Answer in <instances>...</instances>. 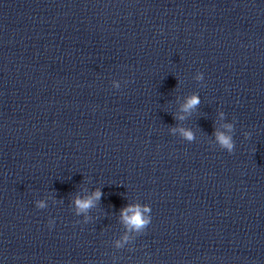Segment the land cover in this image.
Masks as SVG:
<instances>
[{
	"label": "clouds",
	"instance_id": "9594fccd",
	"mask_svg": "<svg viewBox=\"0 0 264 264\" xmlns=\"http://www.w3.org/2000/svg\"><path fill=\"white\" fill-rule=\"evenodd\" d=\"M195 79L197 81H203V73L198 72ZM127 83V81H125ZM112 85L115 89L120 88V83H118L116 80L112 81ZM200 98L198 94H193L190 97L186 99V103L182 105V111L183 112H191L193 109H195L200 104ZM221 118L225 116L224 112L220 113ZM178 119H184V116L176 117ZM225 129H227V134L220 130H214L213 136L215 138V141L220 149L227 151L229 154L234 152L235 149V142L233 140V135L231 134L233 132L234 125L232 123H226L223 126ZM173 132L176 131V129H172ZM180 134L182 137L187 140L188 142H192L195 140L194 134L190 129L180 128L179 129ZM245 138H249L250 133L245 132L244 133ZM103 195L102 191L100 189H96L90 196L87 198H81L76 197L73 200V205L76 210V214H86L90 209L96 206V202H98ZM35 206L37 209H45L48 205L43 200L35 201ZM151 207L147 204H141L137 203L135 205H127L124 208L121 209V220L123 224L126 226V228L129 231H135L137 233L143 234L149 224L151 223ZM55 221L53 219H49L48 226L52 227L54 225ZM128 236L125 235L123 237V241L126 243L128 241ZM116 246L122 247L123 244L121 242H117Z\"/></svg>",
	"mask_w": 264,
	"mask_h": 264
}]
</instances>
